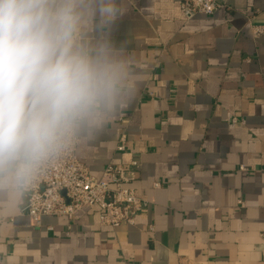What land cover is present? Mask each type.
I'll use <instances>...</instances> for the list:
<instances>
[{
	"label": "crops",
	"instance_id": "0c3cea01",
	"mask_svg": "<svg viewBox=\"0 0 264 264\" xmlns=\"http://www.w3.org/2000/svg\"><path fill=\"white\" fill-rule=\"evenodd\" d=\"M180 1L123 0L115 38L135 57L140 88L76 152L95 178L137 162L124 186L147 207L117 228L85 208L67 233L64 218L35 226L23 205L0 219V264H264V36L251 35L264 0H227L188 21Z\"/></svg>",
	"mask_w": 264,
	"mask_h": 264
},
{
	"label": "clouds",
	"instance_id": "9594fccd",
	"mask_svg": "<svg viewBox=\"0 0 264 264\" xmlns=\"http://www.w3.org/2000/svg\"><path fill=\"white\" fill-rule=\"evenodd\" d=\"M123 0H0V219L136 99Z\"/></svg>",
	"mask_w": 264,
	"mask_h": 264
},
{
	"label": "built area",
	"instance_id": "2783aa9c",
	"mask_svg": "<svg viewBox=\"0 0 264 264\" xmlns=\"http://www.w3.org/2000/svg\"><path fill=\"white\" fill-rule=\"evenodd\" d=\"M226 7L227 0H181L179 3L185 21L197 14L213 15ZM251 35L255 40L264 36V23H251ZM123 122L127 123L125 120ZM126 140V134L122 133L116 146L117 152L125 150ZM138 166L135 161L127 165L108 164L102 175L95 178L79 163L74 152L41 180L25 200L21 212L37 227L43 217L64 218L67 233L75 216L85 208L99 210L98 222L101 226H133L136 216L148 205L146 200L138 198L132 189L124 186L132 180L127 175L137 174ZM154 187L159 188L160 184L155 183ZM238 203L242 207V202Z\"/></svg>",
	"mask_w": 264,
	"mask_h": 264
}]
</instances>
